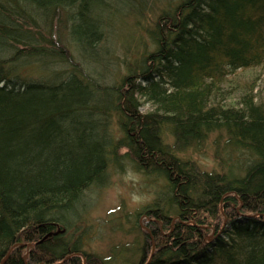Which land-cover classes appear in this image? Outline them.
Returning <instances> with one entry per match:
<instances>
[{
    "label": "trees",
    "instance_id": "16d2710c",
    "mask_svg": "<svg viewBox=\"0 0 264 264\" xmlns=\"http://www.w3.org/2000/svg\"><path fill=\"white\" fill-rule=\"evenodd\" d=\"M133 1L0 0V264H264V100L224 87L264 65V0ZM117 15L148 35L121 76ZM213 133L210 171L177 154ZM124 159L159 191L100 254L83 196Z\"/></svg>",
    "mask_w": 264,
    "mask_h": 264
},
{
    "label": "rangeland",
    "instance_id": "374dc122",
    "mask_svg": "<svg viewBox=\"0 0 264 264\" xmlns=\"http://www.w3.org/2000/svg\"><path fill=\"white\" fill-rule=\"evenodd\" d=\"M148 1L154 3L153 0ZM132 2L134 4L135 1L131 0V3ZM154 8L160 9L158 0H156ZM147 12L148 11H145V16L140 18V25L142 26L147 23ZM124 16L125 17L117 15V18H115V23L119 24L115 25L117 26V36H113L114 32H110L112 34H110L108 38V43H105L107 55L103 57V61L106 60L104 65L107 64V70L113 71L111 72L113 75L117 73L120 76L123 75L125 71L124 66L126 63L128 61H133V57L125 56L126 47L129 46V48L133 50V56L139 53L137 51L142 50L141 47L137 46L138 34H140L142 41L148 40V35L143 34L145 30H143L142 27L140 29L136 26L134 27L135 24H132V20H130L127 15ZM107 19L105 22L103 21L104 25L108 23ZM130 25H132L134 31L129 30ZM109 27L112 29L113 25L110 24ZM55 31L58 34L57 30ZM128 32L134 33L133 38H129ZM61 33L62 42L65 44L63 40L65 32L61 30ZM70 50L72 51V48H70ZM117 59L122 60V67L120 70L117 69L115 64ZM17 66L24 70L21 71L22 74L30 75L32 73L29 60H20ZM31 66L35 67L36 65ZM55 70L57 71L58 69ZM105 70L104 67L103 74H105ZM111 73L107 78L108 81H111ZM227 79L224 86L225 88H228V85L234 81L251 80L254 83V92L257 98L264 100V65L237 71V73L228 76ZM149 108L150 105L146 104L143 109L146 110ZM217 135L218 133H213L209 135L203 143H199L193 147L177 148V154L183 160H191L198 164L201 169L210 171L216 167V162L213 157V139ZM167 139L169 142L172 140L171 137H167ZM122 151L124 152V150ZM158 186H160V182L157 179L145 177L132 166L129 160L124 159L121 167L109 169L106 183L97 188L93 187L90 191H86L83 196V202H85L82 210L86 213L84 217V227L87 234L91 236V242L87 245L88 249L100 254H105L112 243L128 241L132 235L129 234L130 236H125V232L123 231V228L127 227L129 224L127 216L131 217L135 214V211L140 210L141 207L153 201L157 194L156 192L159 191L156 189ZM139 221H141V219H139ZM117 226L122 228L120 229Z\"/></svg>",
    "mask_w": 264,
    "mask_h": 264
}]
</instances>
